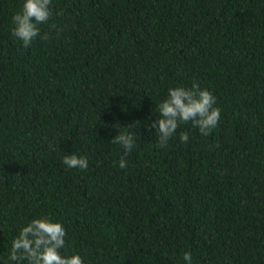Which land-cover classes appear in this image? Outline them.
<instances>
[{
    "label": "trees",
    "instance_id": "1",
    "mask_svg": "<svg viewBox=\"0 0 264 264\" xmlns=\"http://www.w3.org/2000/svg\"><path fill=\"white\" fill-rule=\"evenodd\" d=\"M24 2L0 0V264L41 216L85 264H264V0H52L27 48ZM194 82L217 127L156 147V105Z\"/></svg>",
    "mask_w": 264,
    "mask_h": 264
},
{
    "label": "clouds",
    "instance_id": "2",
    "mask_svg": "<svg viewBox=\"0 0 264 264\" xmlns=\"http://www.w3.org/2000/svg\"><path fill=\"white\" fill-rule=\"evenodd\" d=\"M51 17L52 0H25L21 10L12 17L14 25L12 35L20 40L25 48L37 37L48 40L50 38L48 33L41 35L40 25L49 24ZM49 26L56 28L55 24ZM215 105V96L207 89H201L197 82L191 87L180 85L169 88L167 98L156 105L158 119L148 126L149 130L152 128L156 130L158 139L156 147H166L180 126L189 122L194 128H198L201 136H209L217 127L221 115L220 108ZM116 127L119 134L111 143L122 146L127 155L136 145L135 136L131 132L120 131L121 127L118 124ZM179 139L182 143H187L188 132H181ZM49 147L56 150L58 145L50 143ZM62 163L67 169L86 170L89 167L87 157L75 153L65 154ZM119 167L121 169L127 167L124 156L119 160ZM65 237L66 229L62 223L54 222L48 216L34 218L13 239L8 259L15 264H24L25 261L27 264H85L79 254L69 256L61 253V249L66 247ZM183 259L186 264H191V253L185 252Z\"/></svg>",
    "mask_w": 264,
    "mask_h": 264
}]
</instances>
